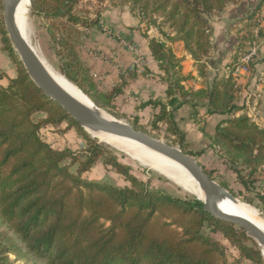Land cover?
Listing matches in <instances>:
<instances>
[{"label": "trees", "instance_id": "obj_1", "mask_svg": "<svg viewBox=\"0 0 264 264\" xmlns=\"http://www.w3.org/2000/svg\"><path fill=\"white\" fill-rule=\"evenodd\" d=\"M81 1L31 0L34 11L52 22L50 33L61 47V73L101 106L100 97L82 83L86 69L76 55L72 38L69 34L56 36V22L83 27L101 22V12L91 21L81 22L76 14ZM131 1L140 5L142 20L148 14L164 18L159 29L166 42L145 36L150 55L167 80L169 97L167 102L149 100L142 104L158 109L151 128L157 131L165 125L168 132L178 136L181 149L195 156L185 150L175 111L189 104L193 114H198L197 107H203L208 115H229L227 125L217 128L212 143L220 147L234 182L259 195L258 183L264 179V128L245 113L235 115L244 105L236 99L232 70L211 88L186 90L182 82L188 77L182 75L180 60L168 44L182 41L199 61L200 75H206V59L212 47L210 19L237 0ZM0 36L2 50L16 70L7 86L0 87V264H15L11 255L26 264H232L224 246L203 234L206 224L220 231L241 257L264 264L261 248L245 230L212 216L198 199L149 189L130 166L115 156H107L106 145L92 138L31 79L3 20ZM112 96L101 98L112 102ZM63 123L67 124L64 131L75 129L83 140L86 158L79 163L77 173L64 163L71 159L70 164H75L76 153L54 146L43 133V128ZM138 124L139 117L135 116L132 126L138 129ZM101 158L130 186L83 179L81 173L89 171ZM202 166L215 179L216 171ZM220 184L235 197L242 193L231 190L226 181ZM259 199L264 201L263 197Z\"/></svg>", "mask_w": 264, "mask_h": 264}, {"label": "crops", "instance_id": "obj_2", "mask_svg": "<svg viewBox=\"0 0 264 264\" xmlns=\"http://www.w3.org/2000/svg\"><path fill=\"white\" fill-rule=\"evenodd\" d=\"M262 2L263 0H237L227 4L222 11L212 15L210 19L212 47L206 59L207 67L206 75L204 76L200 75L199 61L194 59L184 48L182 41L168 43L180 60L182 75L188 77V79L182 82L186 90L211 88L216 80L222 79L228 74L232 62L247 43V38L243 34L250 29V18ZM127 10V6L123 5L120 8L118 7L116 11H113L111 25H109L115 26L123 34V42L125 39H128L137 43L140 48L139 56H137L138 54H131L126 47L120 45V42L119 45L115 44L113 40L106 36V33L101 34L92 27L79 26L78 28L82 32H78V34L82 35L84 44H81L80 47L78 45L73 46V44H76V41L72 38V46L86 69L84 71L86 78L83 79L82 83L87 89L93 94H97L100 98L102 95H108L105 92L112 94V103L116 105L120 104V101L124 98L126 102L129 99L133 110L128 113L138 116L140 122L143 120L149 122L150 117L153 119L158 109H153L151 105L144 107L142 104L149 100L167 102L169 100V97L166 95L168 83L164 78V73L159 69L158 62L150 55L148 37L142 36L140 30L132 32L128 28L130 25L138 23L142 32H146L150 38L155 37L165 42L166 40L160 33L157 24L148 23L147 20H142L141 18H134L127 14ZM112 27L111 30L113 29ZM112 39L115 38L112 37ZM80 41L78 44H80ZM94 48L102 51H99V54H108L115 62L107 63L100 59L101 57L93 50ZM138 62L145 64V71L135 68L139 66ZM132 65L135 67H131ZM262 76L264 77V38H262L259 57L253 64L252 72L245 78L246 90H253L255 83ZM98 78L102 79L107 88L99 85ZM109 83L111 84L109 85ZM115 86L119 87L118 90H113ZM176 94L178 96V93ZM100 98L99 100L103 99ZM195 110L199 114L198 117L203 119V126L199 122H197V126L193 123L191 116L193 109L189 104H185L184 107H181L174 113L177 126L184 132V140H188L189 142H183L186 146V151L193 152V154L198 153L204 166L216 170V174L231 180L233 173L230 171L228 164L225 163L220 147L212 143V138L217 128H223L227 125L229 115L217 113L208 115L206 109L203 107H197ZM255 111V118L250 113H248V116L261 128H264V90ZM243 113L242 110H238L235 115L239 116ZM66 126V123L49 125L43 128V133L45 132L44 136L58 148L73 147L70 144L72 140L76 145H83V140L75 129L56 132L60 129L64 130Z\"/></svg>", "mask_w": 264, "mask_h": 264}, {"label": "rangeland", "instance_id": "obj_3", "mask_svg": "<svg viewBox=\"0 0 264 264\" xmlns=\"http://www.w3.org/2000/svg\"><path fill=\"white\" fill-rule=\"evenodd\" d=\"M123 5L127 6V8H128V10L126 11L127 14L131 15L134 18H141L142 14L140 13L141 11L138 9V8H140L139 7L140 5H135L133 3V1H131V0H82L76 9V14L81 18V22L87 23V22L91 21L92 19L96 18V16L101 12V22L97 25H93L94 27L93 26H91V27L94 28L95 30H97V32H100L101 34L106 33L107 34L106 36L108 38H110L111 40H113V42L115 44L117 43L119 45L121 43L120 45L126 47L130 51L131 54L134 53L136 55L138 52L137 56H139L140 48L137 45V43L129 41L128 39H125V38H124L125 40L123 42L122 41L123 34L120 33L118 31V28H116L115 26L114 27L110 26L113 11H116L118 9V7L120 8ZM122 19L123 18L121 16V20ZM1 20H3L4 24H5L3 0H0V21ZM144 20H147L148 23H152L154 25L157 24V26L159 28H161L163 23H164L163 17H160V16L152 17L149 14ZM122 22H123V20H122ZM60 23H62L63 25L60 26ZM28 24H29V29H30L31 40L34 43V45L37 47V49L39 51V55L42 57V59H44L46 61V63L54 71H56L57 73H61V71H60L61 54H59V51H61V47H60V44L52 38V35L50 33L49 28H50L52 22L42 19L39 16V14L34 11L32 3L30 6L29 14H28ZM259 25H262V26H259ZM79 26L80 25H75V26L70 25V24L66 23V21L56 22V29H55L57 32L56 36L61 37V36H64L66 34H69L70 37L76 41V44H73V46L78 45L80 47L81 44H84V39H82V37H81L82 35L78 34V32L79 33L82 32V30H79V28H78ZM249 26H250L249 27L250 29H248L245 32V34H243L247 38L246 41L252 39L255 36V29L257 27H260L258 39H260V41H262V38H264V0H263L262 4H260L259 8L257 10H255L253 15L251 16ZM111 27L113 28L112 30H111ZM5 28H6V26H5ZM164 28H166V27H164ZM128 29L132 30V32L140 30L141 31L140 33L142 36L147 35L146 32H142L138 23H135L134 25H130V27ZM112 37H114L115 39H112ZM79 40H81L80 44H78ZM124 47H122V48L124 49ZM245 47H248V46L245 45ZM243 49H245V48H243ZM93 50L97 52V55L99 57H101L100 59L106 61L107 63H112L114 61L113 58L110 57L108 54H106V53H103V55L99 54L102 51H100L96 48H94ZM138 64H139L138 67L137 66L135 67L133 65L131 67L139 68L141 71H145V68H146L145 64H143L141 62H138ZM0 74H1V76H0V87L7 86L9 79L16 76L15 67L10 62L7 53L2 50L1 36H0ZM98 81H99L100 86L107 88L106 85H104L102 79L98 78ZM110 84L111 83H109V85ZM118 88H119L118 86H115L113 88V90H118ZM84 93L89 98H91L86 92H84ZM105 93L108 94L107 96H109V94H110L108 92H105ZM100 99H102V98H100ZM92 101H93V99H92ZM131 105L132 104L129 103V99L126 102V100L124 98L120 101V104L116 105L110 101H107L106 98H103L101 106H99V105H97V106L106 110L109 114L113 115L114 117L121 119L123 121H126L132 125L133 124V118L135 117V115H131L128 113L129 111L131 112V110H133V107H131ZM184 106L185 105H183L181 107H184ZM191 116L193 118V123L196 126L198 125L197 122H199L200 125L203 126L202 123H204V122H203L202 118L198 117L199 114H191ZM35 119L38 120L39 115H36ZM151 122H152L151 117H150L149 122H146L145 120H143L141 122L139 121L138 129L146 132L147 134H149L151 136L160 138L163 141H165L171 145H179V142H177L178 136L173 135V133H171V132H168L165 125H161L159 127V130L156 131V130H153L151 128ZM177 127H178V130H180L181 134L184 135V132L181 130V128L179 126H177ZM59 131H64V130L60 129V130H57L56 132H59ZM89 135L92 137L93 134L90 132ZM94 137H92V138H94ZM94 139H97V137ZM184 142L189 143L188 140L187 141L184 140ZM103 143L106 145V148H107V153H108L107 156H109V157L115 156L118 158V160L120 162L124 163L127 166H130L132 173L136 177H138L139 180L147 183L146 185H147V187H149V189H156V190L162 191L164 193L170 194V195L175 196V197L197 199V197L194 194L186 192L180 185H177L176 183L172 182L171 180H169L165 176L158 174L157 172H155L154 170H152L150 168L139 165L134 159H132L125 152L115 148L112 145L107 144L106 142H103ZM70 144H71V146L74 147V148L71 147L70 149L74 153H76L77 162L75 164H70L71 159H66L64 163L69 165V168L72 172L77 173L79 163L81 161H84L86 158V154L83 153V151H84L83 146L84 145H81V144L76 145V143H74L73 140H72V143H70ZM67 148H69V147H67ZM185 150H186V146H185ZM191 153H193V152H191ZM195 155L196 156H194V158L200 164L203 165V163L199 157V154L195 153ZM215 174H216V172H215ZM81 176L83 179H85L87 181H95V182H100L102 184H110V185L117 186V187L130 186L129 181H127L122 175L117 173L111 166L106 165L104 158L99 159V161L89 171L81 173ZM215 180L218 183H220L221 181H226V182H228L231 190H234L236 192H242V193H239V196H237L236 198L254 206L259 211L260 216L262 218H264V201L259 199L261 197L264 198V179H262L258 183L257 189H258L259 195H257L256 191L247 192L242 188L241 185H239V184L237 185L234 182V176L232 177L231 180H229L227 178L225 179V177H223L219 174H216ZM202 232L205 236L212 237L213 239L219 241L224 246L230 263H232V264H254L249 259L241 257L239 255V250H237L236 247L232 243H230V241L227 240L220 231H215L212 227H210L209 225L206 224L204 226ZM247 243L250 244V242H247ZM11 258H12V260L16 261L15 264H26L24 261L16 260V256H14V255H11Z\"/></svg>", "mask_w": 264, "mask_h": 264}, {"label": "water", "instance_id": "obj_4", "mask_svg": "<svg viewBox=\"0 0 264 264\" xmlns=\"http://www.w3.org/2000/svg\"><path fill=\"white\" fill-rule=\"evenodd\" d=\"M3 6L5 26L10 41L19 54L29 76L48 98L56 101L63 107V109L79 122L88 133H90L89 130L98 129L108 133L126 136L142 142L184 165L205 191L206 198L205 202H203L204 210L220 220L239 226L246 231L247 235L252 238L260 248L261 246L264 248V230L260 226L244 216L227 212L218 207L215 197L221 193L222 190H226L232 197L235 196L214 178L209 176L194 156L185 153L179 145H171L160 138L151 136L142 130L134 128L126 121L103 117L98 112L86 107L64 91L46 70L40 56H38L18 29L14 13V0H3ZM92 137L94 136L92 135ZM97 139L100 142H104V140L100 138ZM261 252L264 258L262 249Z\"/></svg>", "mask_w": 264, "mask_h": 264}, {"label": "bare ground", "instance_id": "obj_5", "mask_svg": "<svg viewBox=\"0 0 264 264\" xmlns=\"http://www.w3.org/2000/svg\"><path fill=\"white\" fill-rule=\"evenodd\" d=\"M31 0H14V13L18 29L39 55L37 47L31 40L30 29L28 24V14L30 11ZM42 59V57L40 56ZM46 70L56 81V83L74 99L98 112L103 117L120 120L113 115L109 114L106 110L98 107L93 103L77 85L68 80L61 73L54 71L44 59H42ZM95 137L104 140V142L111 144L115 148L125 152L132 159H134L139 165L150 168L158 174L165 176L172 182L180 185L186 192L194 194L200 201L205 202L206 194L203 188L199 185L196 179L191 175L188 169L181 163L175 161L172 158L156 151L155 149L145 145L142 142L128 138L126 136L108 133L102 130H89ZM216 204L222 210L230 213L244 216L264 230V218L259 214V211L252 205L241 201L236 197H232L226 190H222L221 193L215 197ZM262 251L264 248L261 246Z\"/></svg>", "mask_w": 264, "mask_h": 264}, {"label": "built area", "instance_id": "obj_6", "mask_svg": "<svg viewBox=\"0 0 264 264\" xmlns=\"http://www.w3.org/2000/svg\"><path fill=\"white\" fill-rule=\"evenodd\" d=\"M259 30L260 27L255 29V36L246 43L248 47H244L245 49L239 51L235 63L229 67V71L232 70V76L236 80V99L242 101L241 103L244 105L242 111L247 115L250 113L253 118L256 116V106L264 90V77H260L255 83L253 90L250 91L246 90L245 78L251 74L252 66L259 57L261 45V41L258 39Z\"/></svg>", "mask_w": 264, "mask_h": 264}]
</instances>
